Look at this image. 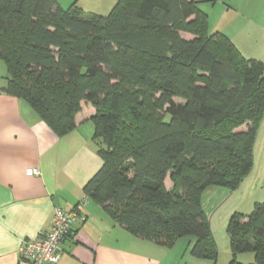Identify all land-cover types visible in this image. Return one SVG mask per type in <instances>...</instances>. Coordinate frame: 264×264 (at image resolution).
I'll list each match as a JSON object with an SVG mask.
<instances>
[{
	"label": "trees",
	"instance_id": "trees-1",
	"mask_svg": "<svg viewBox=\"0 0 264 264\" xmlns=\"http://www.w3.org/2000/svg\"><path fill=\"white\" fill-rule=\"evenodd\" d=\"M204 1L217 0H117L102 15L77 1L66 9L59 0H0V60L2 91L59 137L76 128L83 102L95 107L103 164L87 197L134 236L167 247L191 237V254L215 262L202 195L214 185L237 190L254 168L264 62L211 32ZM228 233L229 264H264V201L234 213Z\"/></svg>",
	"mask_w": 264,
	"mask_h": 264
},
{
	"label": "crops",
	"instance_id": "crops-1",
	"mask_svg": "<svg viewBox=\"0 0 264 264\" xmlns=\"http://www.w3.org/2000/svg\"><path fill=\"white\" fill-rule=\"evenodd\" d=\"M220 1L200 3L209 15V23L213 7ZM225 3L224 15L233 11L247 20L235 23V29H264V0ZM218 28L225 33V29ZM1 65L4 81L0 85V264H33L22 260L21 244L50 229L56 206L74 210L77 216L55 264H214L191 254L193 238H181L167 247L134 236L87 197L84 186L103 164L93 138L95 107L83 102L76 116V128L59 137L28 102L2 91L8 72ZM166 184L170 187L171 181ZM251 200L253 207L262 199L254 192ZM252 258L253 255L248 259Z\"/></svg>",
	"mask_w": 264,
	"mask_h": 264
},
{
	"label": "rangeland",
	"instance_id": "rangeland-1",
	"mask_svg": "<svg viewBox=\"0 0 264 264\" xmlns=\"http://www.w3.org/2000/svg\"><path fill=\"white\" fill-rule=\"evenodd\" d=\"M75 1L85 13L95 12L102 15L109 14L117 2V0H59L60 4L66 9ZM225 1L221 0L217 5H213L214 12L210 16L211 32L218 30V27L225 29V33L239 46L246 57L264 62V29L253 28L252 26L241 30L235 29V23H238V21L245 23L247 20L239 17L241 15L235 14L233 11H229L228 14L224 15L225 13L222 10L227 8ZM201 5L203 6V4ZM232 20H235L234 24ZM181 34L186 38L192 37L189 33L184 34L182 32ZM0 62L1 66H5L1 60ZM3 81L4 78L0 76V85ZM176 100L181 101L179 98ZM252 171L249 180L237 190L214 185L207 187L203 192V208L210 219L211 228L219 249L218 258L214 264H229L232 260L230 235L228 233L231 216L236 212L247 214L252 211L255 204L251 207V197L254 192L262 199L260 201H264V118L258 130L255 144V165ZM260 177L262 179L259 180ZM252 255V253H241L238 254L237 258L243 263H252L254 258L248 259Z\"/></svg>",
	"mask_w": 264,
	"mask_h": 264
},
{
	"label": "built area",
	"instance_id": "built-area-1",
	"mask_svg": "<svg viewBox=\"0 0 264 264\" xmlns=\"http://www.w3.org/2000/svg\"><path fill=\"white\" fill-rule=\"evenodd\" d=\"M38 173L37 170H34ZM77 216L74 210L55 207L52 226L35 238L23 240L20 247L22 260L33 264H55L61 258V246L71 232Z\"/></svg>",
	"mask_w": 264,
	"mask_h": 264
}]
</instances>
